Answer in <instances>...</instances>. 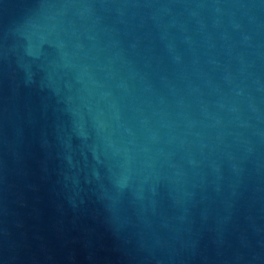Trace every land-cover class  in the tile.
Here are the masks:
<instances>
[{
  "label": "water",
  "instance_id": "obj_1",
  "mask_svg": "<svg viewBox=\"0 0 264 264\" xmlns=\"http://www.w3.org/2000/svg\"><path fill=\"white\" fill-rule=\"evenodd\" d=\"M0 264H264V0H0Z\"/></svg>",
  "mask_w": 264,
  "mask_h": 264
}]
</instances>
